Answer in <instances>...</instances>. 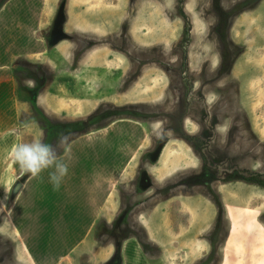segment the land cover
Masks as SVG:
<instances>
[{
    "label": "rangeland",
    "instance_id": "obj_1",
    "mask_svg": "<svg viewBox=\"0 0 264 264\" xmlns=\"http://www.w3.org/2000/svg\"><path fill=\"white\" fill-rule=\"evenodd\" d=\"M0 67V140L57 156L128 139L98 221L49 264L263 260L264 0H0ZM9 156L0 264H36L13 225L29 175Z\"/></svg>",
    "mask_w": 264,
    "mask_h": 264
},
{
    "label": "crops",
    "instance_id": "obj_2",
    "mask_svg": "<svg viewBox=\"0 0 264 264\" xmlns=\"http://www.w3.org/2000/svg\"><path fill=\"white\" fill-rule=\"evenodd\" d=\"M3 71L0 67L1 75ZM4 75H7V72ZM2 77H0V102L2 101ZM3 126L0 127V132L6 130L5 127V129L2 128ZM117 126L119 125L112 124L103 131L109 133ZM125 134L126 132L120 129L108 136L110 140L107 144L111 146L115 144L116 147L113 150L107 149L106 154L103 153L106 149L104 144L94 147L93 142L86 140L71 143L65 153L55 157L56 163L67 167V173L61 177L58 188H54L50 180V174L56 172L55 164L43 169L36 177L31 174L27 176L16 204L20 215L17 216L18 220L13 222L17 230L20 229L18 230L19 238L25 257L29 255L36 264H45V262L49 264L54 260L66 259V256L83 243L90 229L98 221L102 205H105L110 197L108 180L112 176H107L106 170H113L112 168L116 166L117 170L119 169V175H122L127 165L128 149L127 146L123 147L125 140H128ZM14 147L15 141L0 140V170H2V164H7L11 160L12 157L9 155L12 151L10 150ZM98 150L102 151L103 157L94 160L96 158L92 154ZM124 150L125 153H123ZM3 153L5 157L2 156ZM93 161L98 162L97 171L92 170ZM9 167L3 166V179L10 182V185L15 177H13L12 168ZM22 229L23 232H21ZM23 234L24 238H21Z\"/></svg>",
    "mask_w": 264,
    "mask_h": 264
},
{
    "label": "clouds",
    "instance_id": "obj_3",
    "mask_svg": "<svg viewBox=\"0 0 264 264\" xmlns=\"http://www.w3.org/2000/svg\"><path fill=\"white\" fill-rule=\"evenodd\" d=\"M14 162L18 163L25 173L36 177L43 169L55 164L56 172L50 174L54 188L59 187L60 179L67 173L64 164L56 163V150L52 145L43 142L42 138L29 144H19L12 150Z\"/></svg>",
    "mask_w": 264,
    "mask_h": 264
},
{
    "label": "bare ground",
    "instance_id": "obj_4",
    "mask_svg": "<svg viewBox=\"0 0 264 264\" xmlns=\"http://www.w3.org/2000/svg\"><path fill=\"white\" fill-rule=\"evenodd\" d=\"M253 229V225L251 223V230ZM237 247V246H236ZM257 264H264V257H263V260L262 261H259Z\"/></svg>",
    "mask_w": 264,
    "mask_h": 264
},
{
    "label": "trees",
    "instance_id": "obj_5",
    "mask_svg": "<svg viewBox=\"0 0 264 264\" xmlns=\"http://www.w3.org/2000/svg\"><path fill=\"white\" fill-rule=\"evenodd\" d=\"M28 175H30V173H28ZM260 183H262V182H260Z\"/></svg>",
    "mask_w": 264,
    "mask_h": 264
}]
</instances>
